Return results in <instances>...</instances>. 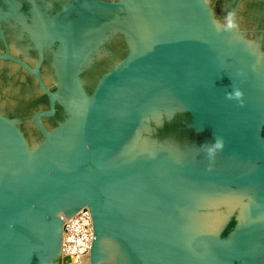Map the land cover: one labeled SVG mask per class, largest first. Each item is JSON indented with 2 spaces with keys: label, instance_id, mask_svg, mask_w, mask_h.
I'll return each mask as SVG.
<instances>
[{
  "label": "water",
  "instance_id": "water-1",
  "mask_svg": "<svg viewBox=\"0 0 264 264\" xmlns=\"http://www.w3.org/2000/svg\"><path fill=\"white\" fill-rule=\"evenodd\" d=\"M87 1L0 53V264H264V0Z\"/></svg>",
  "mask_w": 264,
  "mask_h": 264
},
{
  "label": "flooded vegetation",
  "instance_id": "flooded-vegetation-1",
  "mask_svg": "<svg viewBox=\"0 0 264 264\" xmlns=\"http://www.w3.org/2000/svg\"><path fill=\"white\" fill-rule=\"evenodd\" d=\"M14 1H16V2H18L20 4V14L23 17H25L26 23L28 24L27 18H29V17L33 21L32 14H31V9H32V2L34 0H14ZM36 1L39 4H42V5H44L46 7V11H47L46 19H41L39 22H35L33 25H27L30 29H23V27L21 25H18L16 27V29L14 28L13 30L8 31L7 25H5V22H4V25H2V30L0 29V45H1L0 53H6V51H7L6 44H5V41H6L8 43V47H9V50H10V53L12 54V56L22 60L23 62H25L31 68L34 67V65H35V63H36V61L38 59V49L36 47V41H35L36 40L37 27L40 24L47 23L48 20H51V19L53 20L58 12H60L64 8H69L70 6L76 4L77 0H36ZM96 1H104V2H107V3L118 4V3H120L121 0H96ZM83 2L85 4H90V3H88L87 0H83ZM87 6L89 7V5H87ZM0 10H1V13H3L4 15L7 16V14L9 13L8 0H0ZM62 25H70V22L67 21V20H64L62 22ZM20 32H22L24 36H23V38L18 40V44L20 46H24V47L29 46L28 55L31 56V53H33L32 54L33 55V62L32 63H30V61L27 60L29 58V56H27V55H25L23 53L20 54L18 52L17 53L14 52V48L12 46V40L10 38L11 35H9V33L18 35V33H20ZM3 35H4V37H3ZM28 40H31V43L30 44H25L24 41H28ZM123 40H124L123 38L120 40L118 37H116L114 39L112 38L109 41H106L101 46L100 53L99 54H95L93 56L94 57L93 58V63H92L93 65L87 67V69L85 70L84 73L86 75L98 77L102 73L107 72L108 70H110V68L112 67L113 63L116 60H118L119 58L124 57L126 52H127V49H128L127 48V44H126L125 40L124 41ZM56 44H57V42H56ZM119 45H121V46H119ZM57 46H56V49H57ZM56 49L53 48L52 50H56ZM44 51H45V57L46 58H45V61H44V66L42 68L43 76H44V73H45L46 64L51 61V59H50V57L48 55L49 53L46 50V44H45V47H44ZM22 54L24 55V58H23ZM3 63L6 66L17 68L19 70V72H21L22 74H24V75H26V76H28L30 78H33V80L35 81L37 87L39 88L38 83L36 82L34 76L32 74H30L25 68H23L22 66L14 63V62H11V61H2V60H0V64L3 65ZM44 79H45V77H44ZM48 86H50V85H48ZM88 90L90 91V88H88ZM41 96H42L43 100H45L46 104H45V106L43 108H41L37 112L47 109L46 108L47 105H48L47 97L44 94H41ZM37 112H35V113H37ZM50 120L53 121V126H56L58 121L63 120V117L61 116L60 106H57V112H56L55 116L53 118H51Z\"/></svg>",
  "mask_w": 264,
  "mask_h": 264
},
{
  "label": "trees",
  "instance_id": "trees-1",
  "mask_svg": "<svg viewBox=\"0 0 264 264\" xmlns=\"http://www.w3.org/2000/svg\"><path fill=\"white\" fill-rule=\"evenodd\" d=\"M235 225V223L233 222L230 226V228H232ZM227 234V232L225 233V235Z\"/></svg>",
  "mask_w": 264,
  "mask_h": 264
}]
</instances>
